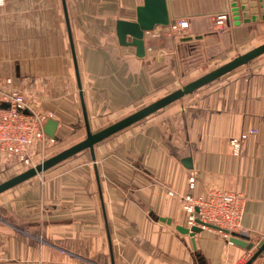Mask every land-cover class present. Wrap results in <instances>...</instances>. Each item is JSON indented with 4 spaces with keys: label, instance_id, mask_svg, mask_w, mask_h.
<instances>
[{
    "label": "crops",
    "instance_id": "1",
    "mask_svg": "<svg viewBox=\"0 0 264 264\" xmlns=\"http://www.w3.org/2000/svg\"><path fill=\"white\" fill-rule=\"evenodd\" d=\"M165 3L169 23L188 21L185 35L156 24L139 57L115 27L135 21L143 0H1L0 80L46 97L35 104L57 121L56 138L80 118L85 128L82 105L92 129L145 101L171 79L186 45L212 50L264 32V19L234 24L230 0ZM245 67L96 143L94 158L83 150L1 192L0 264H244L264 241V56ZM251 128L234 154L230 139ZM6 167L0 162V177ZM191 173L194 194H243L236 235L252 248L210 227L176 230L187 225L178 196ZM251 264H264V252Z\"/></svg>",
    "mask_w": 264,
    "mask_h": 264
},
{
    "label": "built area",
    "instance_id": "2",
    "mask_svg": "<svg viewBox=\"0 0 264 264\" xmlns=\"http://www.w3.org/2000/svg\"><path fill=\"white\" fill-rule=\"evenodd\" d=\"M226 19V13L217 14L215 24L223 25ZM187 27L186 19H178L168 23L164 28L169 36L177 37L184 36ZM4 103L7 107L2 106ZM47 118H50L49 112L36 106L35 101L14 84L12 77L6 76L1 79L0 162L5 166L17 164L24 166L30 164L35 155L42 154L46 145L55 140L43 130ZM255 132L256 129L251 128L241 133L239 137L231 138L229 142L233 153L239 152L241 139ZM194 184L195 174L191 173L187 177L188 191L178 196L186 212V227L196 225L201 229L214 228L228 239L233 234L236 235L241 227L245 206L243 194L236 190L213 188L202 196L192 192ZM168 193L173 195L171 190Z\"/></svg>",
    "mask_w": 264,
    "mask_h": 264
},
{
    "label": "water",
    "instance_id": "3",
    "mask_svg": "<svg viewBox=\"0 0 264 264\" xmlns=\"http://www.w3.org/2000/svg\"><path fill=\"white\" fill-rule=\"evenodd\" d=\"M230 15L234 24H239L240 22L258 21L264 19V0H230ZM169 23V18L167 17L166 3L165 0H143V4L136 8V20L128 21L118 19L116 21V36L118 42L122 45H133L135 46L136 55L139 57L145 54V43H144V31H148L153 28L154 25H167ZM131 37L130 40H126V36ZM185 40L187 38H184ZM264 53V41L249 50L240 53L230 60L224 62L223 64L213 68L212 70L200 75L199 77L187 82L181 87L155 99L152 102L142 106L141 108L121 117L120 119L102 127L101 129L92 132L90 130L87 115L85 112V107L82 105L83 119L85 124L86 135L83 139L78 142L62 149L61 151L43 159L41 162L34 166H31L3 181L0 182V193L35 176L55 164L67 159L68 157L84 150L88 149L93 155V147L96 143L107 138L108 136L138 122L139 120L145 118L146 116L154 113L158 109L165 107L174 100L180 99L184 95L191 93L198 87L209 83L210 81L217 79L218 77L232 71L238 66L249 62L251 59ZM75 74L77 78V84L80 88L79 75L77 71V65L74 63ZM3 107H7V104H2ZM57 126V121L52 118H47L43 130L44 132L54 137L55 129ZM185 166L191 167L190 158L185 157L183 159ZM160 219H163L162 217ZM200 222L199 220H196ZM211 227H215L210 225ZM176 230L182 233H187L190 236L201 230L199 226L193 225L191 227H186L182 225L175 226ZM229 240L233 243L239 244L241 246L250 249L253 247L252 242H247L237 235L233 234ZM264 252V241L257 243L254 252L245 261L244 264H251L252 261Z\"/></svg>",
    "mask_w": 264,
    "mask_h": 264
},
{
    "label": "rangeland",
    "instance_id": "4",
    "mask_svg": "<svg viewBox=\"0 0 264 264\" xmlns=\"http://www.w3.org/2000/svg\"><path fill=\"white\" fill-rule=\"evenodd\" d=\"M264 41V32L262 34H259L253 38H250L246 41H240L238 43L229 44L230 46L227 47H221L219 45L215 46V49H198L197 51H193L191 53L190 45H186L184 48H182L180 51L181 53H178V57L175 62V72L172 74L171 79L168 80L167 84L165 86H162L158 90L153 91L152 95L148 97L145 101H142L140 104H136L133 106H129L124 110H121V112H118L111 116L110 120H106V122L97 123L92 129H90L92 132L97 131L101 129L102 127L120 119L121 117L141 108L142 106L148 104L149 102L154 101L155 99L181 87L182 85L186 84L187 82L199 77L200 75L212 70L213 68L223 64L224 62L230 60L234 56L243 53L250 48L262 43ZM264 56V53L251 59L249 62L242 64L238 66L237 68L233 69L229 73H239L243 69H245V66L250 67L252 64H255L259 58H262ZM228 73V74H229ZM225 74L221 76V78H224ZM219 78V77H218ZM218 81L217 79H214L213 81H210L209 83H206L205 85H202L195 89L192 92H197L198 90L206 89L207 86L209 87L211 84H214V82ZM191 92V93H192ZM188 93V94H191ZM187 95V94H186ZM184 95V96H186ZM35 102L44 101L46 97H36V95L31 97ZM182 98V97H181ZM180 98V100H181ZM43 99V100H42ZM178 100V99H177ZM177 100L172 101L168 105L174 106L178 103ZM166 105V106H168ZM165 106V107H166ZM42 107V106H41ZM162 107V108H165ZM162 108L158 109L156 112H159L162 110ZM42 110L43 107H42ZM45 111V110H44ZM152 113V114H154ZM151 115V114H150ZM149 116V115H148ZM147 117V116H146ZM142 120V119H141ZM75 125L80 124L79 128H62L58 133L55 140L42 150V154L35 155L33 158V161L30 164L23 165H15L6 167L5 173L1 175L0 182L31 167L36 165L37 163L41 162L43 159L61 151L62 149L78 142L79 140L83 139L86 135V130L83 126L82 118H80V121L75 122ZM102 126V127H101ZM83 151V150H82ZM81 152V151H80ZM80 152L72 155L73 157H77ZM84 153L87 152V149H84ZM71 156V157H72ZM68 157L67 159L71 158ZM65 159V160H67ZM61 162H64L61 161ZM51 168V167H50ZM45 171H42V173ZM37 173V174H42ZM36 175V176H39ZM42 176V175H41Z\"/></svg>",
    "mask_w": 264,
    "mask_h": 264
}]
</instances>
